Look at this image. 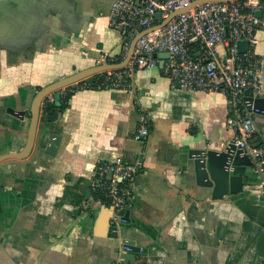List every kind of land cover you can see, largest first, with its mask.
I'll list each match as a JSON object with an SVG mask.
<instances>
[{
	"label": "crops",
	"instance_id": "0c3cea01",
	"mask_svg": "<svg viewBox=\"0 0 264 264\" xmlns=\"http://www.w3.org/2000/svg\"><path fill=\"white\" fill-rule=\"evenodd\" d=\"M113 2L0 0V156L24 148L40 88L124 59V39L109 26ZM255 54L264 73V26ZM160 63L134 73L133 94L82 83L62 89L71 94L63 110L44 114L42 103L38 129L46 140L60 134L61 143L54 157L0 167V264H247L264 254L255 163L242 192L214 199L196 184L188 156L233 139L227 96L182 90ZM252 119L264 148V115ZM143 123L149 135L135 140ZM113 155L138 168L116 234L111 209L92 190L93 172ZM123 244L140 250L121 258Z\"/></svg>",
	"mask_w": 264,
	"mask_h": 264
},
{
	"label": "built area",
	"instance_id": "2783aa9c",
	"mask_svg": "<svg viewBox=\"0 0 264 264\" xmlns=\"http://www.w3.org/2000/svg\"><path fill=\"white\" fill-rule=\"evenodd\" d=\"M195 1L199 0H114L109 26L124 39V55L137 35L160 23L155 19L156 14H160L162 21L175 11L188 10L169 19L163 27L141 35L124 70L108 71L104 83L109 89L133 94L134 73L156 67L161 59L155 55L167 53L162 73L180 89L225 93L226 122L234 135L231 143L253 160L264 185V148L251 144L257 135L252 119L257 110L248 100L259 97L264 87L261 61L255 54L257 33L264 26V4L259 0H239L206 1L192 6ZM257 11H261L260 17ZM241 41L248 43L245 52L239 50ZM48 101L52 102L53 97L49 96ZM148 135L149 130L143 123L134 139L140 141ZM137 173L136 166L113 155L92 174V190L107 199L105 205L111 209L115 234L127 221ZM128 250L122 245L123 252Z\"/></svg>",
	"mask_w": 264,
	"mask_h": 264
},
{
	"label": "water",
	"instance_id": "95a60500",
	"mask_svg": "<svg viewBox=\"0 0 264 264\" xmlns=\"http://www.w3.org/2000/svg\"><path fill=\"white\" fill-rule=\"evenodd\" d=\"M206 1L229 2L239 0H199L195 1L192 6ZM187 10L188 8H183L181 10L175 11L168 19L162 21L160 14H156L155 19L160 23L137 35L130 42L129 50L121 62H104L100 65H96L89 69L82 70L67 77L61 78L45 87L40 88L34 94L30 105V122L24 148L17 153H10L0 156V167L10 163L27 162V160L33 159L39 153L54 157L61 143V135L57 133H49L46 140L44 134L38 129L40 108L45 98L57 93L64 88L70 86L75 87L79 82L95 75L126 67L131 58L135 43L141 35L163 27L169 19L178 14L184 13ZM256 15L260 17L261 11H257ZM225 27L227 31V22L225 23ZM226 35L228 36V32H226ZM238 45L241 52L247 51V41H241ZM155 57L161 59L160 67L163 68L164 60L168 57V54L159 53L156 54ZM98 82H100V80ZM176 86L179 87L178 84ZM248 100L253 104L254 109L257 110V114L264 115V98L249 97ZM9 112L17 117H23L24 115L23 111L15 112L12 110ZM43 120L47 121V116H43ZM188 156L192 160L196 184L199 187L211 190V197L214 199H222L229 195L242 192L244 185L248 183L247 168L254 163L249 156L243 155L242 150L236 149L231 142L221 149H212L204 145L197 146L189 150ZM127 217L128 213L126 214V218ZM111 230H113V227H111ZM123 246L128 247L129 250L124 251V253L121 255V258L128 257L129 251L137 252L140 250L138 247L127 244H123ZM247 264H264V254L257 256Z\"/></svg>",
	"mask_w": 264,
	"mask_h": 264
},
{
	"label": "trees",
	"instance_id": "16d2710c",
	"mask_svg": "<svg viewBox=\"0 0 264 264\" xmlns=\"http://www.w3.org/2000/svg\"><path fill=\"white\" fill-rule=\"evenodd\" d=\"M259 1L262 4H264V0H259ZM121 60H122V58L116 62L119 63ZM123 70L124 69H120V70H117L116 72L123 71ZM107 74H109V72L95 75L94 77H91L89 79L81 81L78 84L87 83L92 88H99V87L107 88L106 84L104 83V78ZM99 80H100V82H98ZM61 91L62 90H60L57 93H54L52 95L54 97L53 102H49L48 97L45 98V100L43 101V113L44 114L45 113H47V114L51 113L55 110H63L67 106V103L71 97V94L66 93L65 95L62 96ZM251 144L255 147H261L262 146L261 139L257 135H255V137L253 138V140L251 141ZM95 198H97V200H99L103 204H105L107 202V199L102 197L100 193H95Z\"/></svg>",
	"mask_w": 264,
	"mask_h": 264
}]
</instances>
